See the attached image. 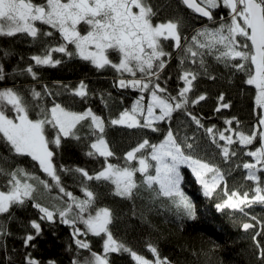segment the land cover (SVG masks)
<instances>
[{
  "label": "trees",
  "instance_id": "16d2710c",
  "mask_svg": "<svg viewBox=\"0 0 264 264\" xmlns=\"http://www.w3.org/2000/svg\"><path fill=\"white\" fill-rule=\"evenodd\" d=\"M149 2L157 12L153 18L154 24L170 19H178L181 22V49L175 48V42L172 40L161 41L165 51L170 52L171 56L164 58L166 66L159 73V80L153 78L166 89V92L160 95L176 97V100L171 101L173 104L182 102L184 98L180 97L179 93L186 86L181 78L183 73L189 71L197 74L191 91L186 94L188 103L175 110L170 119L157 121L155 126L159 131L111 123L125 110L130 112L141 96L147 101L149 92H142L131 86L121 88L117 82L121 72L110 65L97 68L91 61L81 59L78 54L68 57L59 52L52 53L54 59L61 60L59 65H36L31 59L33 56L43 55L47 48L65 43L60 34L47 25L37 23L43 32L52 31L54 34L51 37L41 36L34 40L26 34L0 36V65L4 69L0 90L12 88L20 93L29 105V115L32 119L39 118L38 106L50 109L54 104H60L74 112H86L91 109L95 115L101 117L104 121L103 133H100L90 120H84L74 129L80 139L62 136L59 147L50 143L49 148L55 153L53 164L57 168L61 185L80 199H86L81 188L82 184L87 185L96 195L94 208H107L111 211L113 222L109 228L117 241L123 242L137 254L154 260L155 257L148 249V245L152 244L158 249L159 255L166 257L170 264H264V259L259 255L260 248L257 246V241L264 245V231L261 229L264 224V205L252 204L245 207L244 212L227 207L218 209L217 204L222 203L225 196L222 191L224 184L221 190L206 196L192 172L187 167H182L183 192L196 206V219L192 220L184 217L170 198L157 196V185L150 189L142 183L145 177L139 172L135 176L139 187L134 190L133 197L128 199L115 195V185L110 181H87L75 171L82 168L90 175H95L106 167L105 157L99 156L90 147L101 136L114 153L113 156L107 157V163L120 167L131 164L138 168V161L127 162L126 154L144 139L150 144H159L171 130L179 141L187 137L188 142H194V154L210 160L224 172L229 192H250L254 187L253 181L246 179L247 170L243 168V164L251 160L245 153L260 146L259 136L248 146L238 142L226 145L225 141L219 140V132H224L226 136L232 135L233 140L238 141L232 132L225 131L229 128L250 133L259 127L258 120L263 110L255 104L256 88L246 83L250 65L245 64L243 70L233 67L240 61L217 60L218 53L209 54L206 49H198L192 40L199 30L216 28L221 22H229V9H214V20L210 21L187 8L182 0ZM189 45L203 53V65L200 63V56L191 57L183 50ZM68 50L76 52L74 45H68ZM108 55L114 63H118L117 53L111 50ZM193 60L196 62L193 63ZM28 67L33 68L36 78L27 72ZM81 82L86 85L87 91L83 98L74 94ZM33 90L40 92L42 98L34 99ZM200 95H204L205 99L193 103L192 101ZM221 95L224 97L223 101L219 99ZM223 103L229 104L230 107H222ZM9 114L15 115L14 112ZM191 116H196L203 127H199ZM227 120H232L233 123L229 125ZM236 121H239V124ZM208 128L214 129L213 134L206 132ZM55 132L50 125L46 126L45 134L49 140L54 138ZM213 135L216 143H213ZM217 144L221 147H217ZM223 146L229 147L230 152L235 151L236 155L225 159L222 154ZM89 151L94 155H87ZM143 151L144 154L148 153L147 149ZM140 155L141 153H137V156ZM0 167L8 171L24 169L32 176L53 185L49 190L30 180V183L36 184L34 199L26 200L23 205L13 206L9 213L0 214V230L4 232V235H0V264H27L29 258L38 261V264H49L50 261L54 264H73L76 260L83 264L90 258V253L78 248L76 239L88 243L92 251L103 254L105 237L87 232L84 225L78 223L76 227L86 234L74 236L72 226L61 223L58 216L54 217V222L41 219L43 213L33 206L34 203L51 210L63 207L68 198L54 186L55 182L43 172L38 162L30 156L15 154L4 140H0ZM153 172L154 168L149 169L150 174ZM7 180V176L0 175V190H5ZM246 220L255 227L242 230L241 226ZM33 221L40 224L39 234L32 227ZM257 233L261 234L256 235ZM29 235L34 239L26 241ZM107 255L109 264H136L126 252Z\"/></svg>",
  "mask_w": 264,
  "mask_h": 264
},
{
  "label": "snow or ice",
  "instance_id": "6c2138e0",
  "mask_svg": "<svg viewBox=\"0 0 264 264\" xmlns=\"http://www.w3.org/2000/svg\"><path fill=\"white\" fill-rule=\"evenodd\" d=\"M182 3L210 21L214 20V9L219 7L229 9V22H221L213 29L199 30L192 38L193 45L198 49L208 50L209 54L218 53L217 60L240 61L233 67L243 70L245 64H249L246 83L256 88L255 104L264 110V0H199V2L182 0ZM156 15L157 12L149 0H0V36L11 37L26 34L34 40L41 36L51 37L54 33L52 31L43 32L37 23L47 25L55 29L65 43L47 48L43 55L33 56L31 59L36 65H59L61 60L54 59L52 55V53L59 52L68 57L78 54L81 59L91 61L97 68L110 65L118 72H127L132 77H137V73H140V77L136 79H120L119 86L121 88L131 86L142 92H149L151 103L146 109L142 107L143 96H141L131 112L125 110L118 119L112 120L111 123H127L130 128H150L153 132H157L159 131V128L155 126L157 121L170 119L175 110L188 103L186 94L191 91L197 74L189 71L183 73L181 78L186 86L179 93L180 97L184 98L182 102L178 101L173 104L171 101L176 100V97H165L159 94L165 93L166 89L156 83L153 78L159 80V73L166 66L164 58L171 56L170 52L165 51L161 41L172 40L175 42L174 47L181 49L182 36L180 20L170 19L154 24L153 18ZM221 20L223 21V17ZM82 23L88 26L83 34L78 27ZM200 37L203 39H199ZM68 45H74L76 52L69 51ZM108 50L119 55L118 63H114L109 58ZM183 50L191 57L200 56V63L203 65L202 52L194 50L191 45ZM195 62L193 60V63ZM27 72L36 78L32 67H28ZM3 79L4 69L0 65V80ZM74 94L81 98L85 97L87 95L86 85L81 82ZM32 95L37 100L42 98L41 93L35 90ZM204 99L205 96L200 95L192 102L198 103ZM219 99L223 101V95ZM221 106L230 107L227 103ZM38 107H40L39 118L32 119L29 115V105L20 93L12 88L0 90V140H4L15 154L30 156L32 160L38 162L43 172L55 182L54 186L68 198L63 207L51 210L39 203H34L33 206L43 213L41 219L54 222V217L58 216L61 223L72 226L74 236L86 234L76 227L79 223L84 225L87 232L105 237L103 254L92 251L88 243L76 239L77 247L90 253V258L86 259L83 264H109L107 254L115 252L129 253L136 264H170L166 257L162 258L159 255L158 249L152 244L148 245V249L155 257L154 260L137 254L123 242L117 241L109 228L113 222L111 211L107 208H94L96 195L87 185L82 184L81 188L86 199L74 196L61 185L57 168L53 164L55 153L50 150L49 144L52 143L59 147L62 136L80 139L74 129L84 120H90L91 124L103 133L104 121L101 117L95 115L91 109L86 112H74L60 104H54L50 109ZM156 109H159L158 115ZM10 112H14L15 115H10ZM137 115L144 118L143 123L137 119ZM191 118L199 127H203L196 116H191ZM226 123L231 125L233 121L227 120ZM236 123L239 124V121ZM47 125L56 130L51 140L45 134ZM258 125L264 126V113L260 115ZM225 131L232 132L238 137V141H234L232 135L226 136L224 132H219V140L225 141L226 145L237 142L244 146L252 145L259 136L260 146L245 153L252 157L254 162L243 164V168L248 170L246 179L253 181L255 185L251 189L253 193L251 197L249 191L229 192L224 172L210 160L196 156L194 142H188L187 137L179 141L171 130L167 132L163 142L150 144L147 139H144L126 154V161H138V168L131 164L120 167L107 163V157L113 156L114 153L101 136L90 147L99 156L105 157L106 167L95 175H90L82 168H77L75 171L87 181H110L115 185V195L128 199L133 197L134 190L139 187L135 180L136 173L139 172L145 177L142 183L148 188L151 189L154 184L159 185L157 196L170 198L184 217L195 220L196 206L180 188L183 180L180 166L187 165L203 186L206 196H211L221 184H224L222 191L226 199L217 204L218 209L227 207L244 212V206L250 207L257 202L264 204V182L257 175L258 172H264V127H256L250 133L231 128ZM206 132L213 134L214 129L208 128ZM213 143H216L214 135ZM217 147L221 145L217 144ZM145 149L148 150L147 154H144ZM137 153L141 155L137 156ZM222 154L225 159H228L230 155L235 156L236 152H230L229 147L223 146ZM87 155L93 156L94 153L89 151ZM149 156L151 160L156 161L155 175L149 173V169L153 167L148 162ZM62 170L68 171L67 169ZM0 175L8 177L5 190H0V214L9 213L13 206L23 205L26 200L34 199L36 184L30 183V180L36 181L49 190L53 187L47 181L32 176L21 168L8 171L0 167ZM32 227L39 234L40 224L33 221ZM254 227L255 225L251 223L243 224L244 230ZM261 229L264 231V224L261 225ZM0 235H4L3 230H0ZM33 239L34 237L29 235L26 241ZM257 246L260 248L261 259H264V245L257 241ZM27 264H38V261L29 258ZM49 264H54V262L50 261ZM73 264H80V261L76 260Z\"/></svg>",
  "mask_w": 264,
  "mask_h": 264
},
{
  "label": "rangeland",
  "instance_id": "374dc122",
  "mask_svg": "<svg viewBox=\"0 0 264 264\" xmlns=\"http://www.w3.org/2000/svg\"><path fill=\"white\" fill-rule=\"evenodd\" d=\"M79 28H80V30L82 31V34L87 30V25H84L83 23L81 24V25H79L78 26ZM209 29H213V28H209ZM200 39L202 40L203 39V37H200ZM109 51H111V50H108V53H109ZM107 53V54H108ZM118 55V54H117ZM118 59H119V55H118ZM119 62V61H118ZM140 73H137V77H132V76H130V74L129 73H127V72H121V77L118 79V84H119V80L120 79H125V80H130V79H136V78H139L140 77ZM160 94V93H159ZM151 103V96H150V93H149V96H148V99H147V101H144V100H142L141 101V106L142 107H144L145 109H146V107H147V105H149ZM136 104V103H135ZM131 112V111H130ZM156 114L158 115L159 114V109H156ZM145 116H146V112H145ZM137 119H140L141 120V122L143 123V120H144V118L143 117H140L139 115H137ZM124 124H127V123H124ZM166 138V137H165ZM164 138V139H165ZM238 138V137H237ZM163 139V140H164ZM163 140L161 141V142H163ZM160 142V143H161ZM149 158H150V156H149ZM148 162L153 166L152 168H154V172H153V174L152 175H155V165H156V161H153V160H151V159H149L148 160ZM251 162H254L253 161V158L251 157V160H250V162H248V163H251ZM182 167H187L191 172H192V170H191V168H189L187 165H181L180 166V173H181V175H182V172H181V169H182ZM151 169V168H150ZM247 170V169H246ZM247 172H248V170H247ZM192 174L194 175V177L196 178V176H195V174L192 172ZM257 175H259L260 177H261V180H262V182H264V172H258L257 173ZM183 177V176H182ZM196 181L198 182V180H197V178H196ZM199 183V182H198ZM254 183V182H253ZM200 184V183H199ZM154 185H157L158 187H159V185L158 184H154ZM222 185L223 184H221V186L220 187H218L217 189H216V191L214 192V193H216L217 191H219V190H221L222 189ZM255 186V185H254ZM200 187H201V191H202V193L204 194V188H203V186L200 184ZM180 188H181V190L183 191V189H182V182H181V185H180ZM213 193V194H214ZM185 194V193H184ZM212 194V195H213ZM249 194H250V197H251V195H253V193L250 191L249 192ZM186 195V194H185ZM187 196V195H186ZM188 197V196H187ZM224 198H223V200H222V202L226 199V197L225 196H223ZM189 198V197H188ZM190 199V198H189ZM194 203V202H193ZM195 204V203H194ZM253 204H260V203H253ZM262 205H264V204H262ZM245 207H248V206H244V208ZM246 221H249V220H246ZM91 233V232H90Z\"/></svg>",
  "mask_w": 264,
  "mask_h": 264
},
{
  "label": "water",
  "instance_id": "95a60500",
  "mask_svg": "<svg viewBox=\"0 0 264 264\" xmlns=\"http://www.w3.org/2000/svg\"><path fill=\"white\" fill-rule=\"evenodd\" d=\"M185 6H186V5H185ZM186 7H187V6H186ZM187 8H188V7H187ZM189 9H190V8H189ZM191 10H192V9H191ZM192 11H194V10H192ZM194 12H195V11H194ZM195 13H196L197 15H199L201 18H207V17H203V16H201V15H200L199 13H197V12H195ZM263 113H264V110H263ZM259 127H264V126H259ZM244 223H251V222L246 221V222H244ZM244 223H243V224H244ZM243 224H242V226H241V227H242V230H244V229H243ZM251 224H252V223H251Z\"/></svg>",
  "mask_w": 264,
  "mask_h": 264
}]
</instances>
